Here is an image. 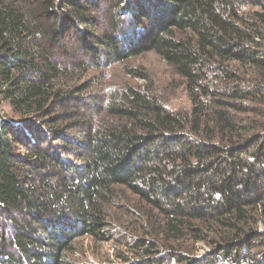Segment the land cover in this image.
I'll use <instances>...</instances> for the list:
<instances>
[{"label": "trees", "instance_id": "trees-1", "mask_svg": "<svg viewBox=\"0 0 264 264\" xmlns=\"http://www.w3.org/2000/svg\"><path fill=\"white\" fill-rule=\"evenodd\" d=\"M150 52L189 110L97 88ZM84 239L264 264V0H0V264H76Z\"/></svg>", "mask_w": 264, "mask_h": 264}, {"label": "rangeland", "instance_id": "rangeland-1", "mask_svg": "<svg viewBox=\"0 0 264 264\" xmlns=\"http://www.w3.org/2000/svg\"><path fill=\"white\" fill-rule=\"evenodd\" d=\"M130 70H140L145 74L146 79L131 76ZM101 75H103V79L102 76H98V79L105 84L97 81L96 86L100 89L102 84L103 91L113 87L122 88L126 85L141 89L150 88L172 110H189L191 108L183 81L155 53H145L122 64H115L110 68L107 67ZM257 227L262 229L260 223H258ZM78 251L73 255V260H75L76 264L117 263L114 259L115 249L113 243L94 246L84 239L79 245ZM200 253H205L204 248L200 249Z\"/></svg>", "mask_w": 264, "mask_h": 264}]
</instances>
